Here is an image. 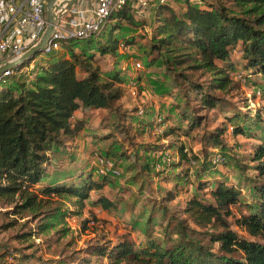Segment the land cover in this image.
Wrapping results in <instances>:
<instances>
[{"label": "trees", "instance_id": "obj_1", "mask_svg": "<svg viewBox=\"0 0 264 264\" xmlns=\"http://www.w3.org/2000/svg\"><path fill=\"white\" fill-rule=\"evenodd\" d=\"M176 2L182 3L180 12L170 4L154 8L155 24L144 52L148 69L161 62L163 74L174 89L167 94L176 96L178 91L182 97L176 104L181 125L174 123L164 129L163 140L171 138L168 144L143 141L145 127L155 120H140L136 108L124 107L127 81L119 69V44H136V37L130 34L145 25L129 6L112 11L98 35L70 39L58 50L46 53L47 60L27 79L21 78L19 71L31 61L17 68L11 81L0 84V207L7 208L0 211V229H13L10 241L22 244H1L0 264H9L8 257L47 264L52 260L45 259L43 251L55 246L61 248L54 253L65 264H103V260L107 264H264V135L249 159L238 162L225 143L226 123L211 132L206 129L205 115L212 112L215 121L224 116L234 122L237 135H247L245 126L263 120L258 108L248 103L249 97L241 99L245 101L240 105L227 96L235 95L243 85L236 79L239 64L233 58L235 50L241 53L247 80L257 84L260 75L264 77V0ZM97 54L114 56V68L103 71ZM259 88L264 93L263 83ZM78 110H102V124L109 131L97 137L128 141L137 152L130 159L138 162L142 156L145 163L140 166L149 174L154 170L151 153L169 149L173 140L195 129L205 132V141L212 149L198 155L202 164L194 173L196 189L184 205L171 204L182 189L179 181H192L183 165L190 155L186 146L180 145L181 161L174 165L175 188L159 201L150 202L147 225H158V235L148 230L141 245L127 235L118 241L98 239L82 251L85 255L66 250L75 243L67 218L81 215L87 200L107 210L116 206L114 200L100 193L111 184L108 175L96 177L92 170L78 166L74 173L51 177L54 154L67 151L88 125L85 116H76ZM185 122L186 129L182 126ZM261 129L264 132V124ZM107 152L126 155L120 149ZM218 153L225 156L222 165L236 163L245 171L257 172L248 182L252 199L244 198L238 181L218 173V165L212 161ZM206 189L210 201L198 194ZM93 192L99 194L91 197ZM237 204L245 206L247 213L235 223L253 239L231 226V207ZM88 221H83L84 229ZM43 237V242L36 241Z\"/></svg>", "mask_w": 264, "mask_h": 264}, {"label": "rangeland", "instance_id": "obj_2", "mask_svg": "<svg viewBox=\"0 0 264 264\" xmlns=\"http://www.w3.org/2000/svg\"><path fill=\"white\" fill-rule=\"evenodd\" d=\"M169 7H173L176 12H180L182 9V3L174 2L170 4ZM155 17L156 14H153L147 19L137 17L139 21L141 23L144 22L145 25L139 27L133 34H130L131 36L133 35L136 37L137 42L134 45H125L124 48L121 50L119 49L121 56L118 61L119 69L127 81L124 85V107L126 109L136 108L137 114L141 117V119L139 118L140 120H156V124L163 125L165 129V127L167 128L174 123L181 125L180 111L176 110V104L182 100V97L178 91L176 96L167 94L168 90L174 89L173 84L166 79L163 74V67L160 64L161 62L150 69H148L146 65L144 52L147 49L152 27L155 24ZM240 56L241 53L238 50L233 53V58L239 64L238 70H245L244 61L240 59ZM47 57L48 55L44 53L40 56H36L30 64L19 71L21 73L20 77L27 79L33 75L39 64L47 60ZM96 59L103 71L111 70L115 66V57L112 55L102 56L97 54ZM137 61L141 62L144 67L143 69L136 68L135 63ZM259 80L260 82L257 84L245 80L240 91L234 92L235 95L229 94L227 96L230 101H233L236 104L241 103L240 105L244 104H242L241 101H245L241 99L249 97L248 103L258 108L259 112L257 110L255 111L260 113L263 120L260 121L259 124L253 122L252 124L245 126L246 131H248L247 135L235 134L234 128H232V124L235 125L234 122L226 121L224 116L219 117L217 121H215L212 112L205 114L207 117L206 129L211 132L214 131L215 127L226 123L227 130L224 135L225 143L230 154L238 162L247 161L249 159L253 154V147L262 142L261 138L262 135H264V132L261 129V125L264 124V93L259 91V83L264 84V77L260 75ZM8 81H11V78H9ZM80 114L81 113H79V115ZM87 115L86 119L88 125L77 141L73 145H70L67 151L54 154L53 166L50 168L51 177L60 178L68 171L74 173V170L78 168V166L81 170H83V167L92 170L93 175L96 177L101 176L96 173V169L101 167L100 159L113 161L115 168L121 171V175H108L111 184L100 192L114 200L116 203L115 207L107 210L98 205L94 206L90 200H87L86 208L81 215H72L67 218L68 225L74 233L75 243L72 246H68L66 250L71 251L75 249L81 253V255H85L82 251H85L88 245L97 242L98 239L101 241L103 238L105 240L118 241L123 236L127 235L130 236L134 243L141 245L147 238L148 230L152 235H158V225H156L155 228L147 225V219L151 211L150 202H152V200H155L156 202L159 201L167 191L175 188L177 180L175 179L174 171L177 169L174 168V165L181 161L180 153L178 151L180 150V145H185L188 149L189 155L192 157L197 156L199 159L196 161V164H190L188 160H184V168L191 173L192 181L191 183L186 182L185 180L179 181L182 189L178 190L179 195L171 203L172 205L176 203H183L184 205V200L188 199L192 191L196 189L197 182L194 173L202 164V159H200L202 157L198 155H202L204 150L209 152L212 148L209 147L205 141V132L203 129H201L200 132L198 129H195L189 135H180V138L173 140L174 144L172 147L162 150L164 151L163 153L167 152L170 154L173 164H170L171 166H166L168 162H165L163 157L160 156L161 151L151 153L149 157L154 166V170L149 174L145 168L140 166L142 163H145L142 156H139L138 162H135L134 159H130V155L137 152L134 150V147H131L128 144V141L125 142L121 139L118 140V142H113L114 138L102 140L97 137L99 133H106L109 131L102 124V119L105 117L102 110H89ZM159 116L162 118L161 121H158ZM168 119L169 121H166ZM140 120L136 122V125H138ZM182 126L186 129L188 124L185 122L182 123ZM164 136L165 135H155L144 132L141 137L143 141H160L168 144V141H170L171 138H168V141H166L163 140ZM169 144L171 145L170 142ZM118 149L126 151V155H110L107 152H116ZM139 155H142V152L139 153ZM216 167L219 170V172H217L220 175L223 174L225 179H234L238 181L239 185L243 188L244 198L250 200L251 192L250 183L248 182L257 172H253L252 169L245 171L242 169L241 165H237L236 163L232 166L220 164ZM158 168L160 169L158 170ZM217 172L215 173V171H213V175H218ZM166 175L169 176L166 177ZM213 175L212 177L214 178ZM98 194L99 192H93L91 197H95ZM198 194L207 201L212 199L209 195V190L207 189L198 191ZM67 204L73 210L77 209L75 205H70V203ZM231 208L233 215L229 217V220L232 228L237 230L241 235L248 236L241 231L235 223L237 217L247 213V208L239 204L234 205ZM6 209L7 208L5 207H0V211ZM84 220H89L86 223L88 227L87 229H84ZM13 233V229H0V245L10 242L12 245L22 246V244L17 241H10V237ZM248 237L253 239L251 236ZM44 239V237L36 238V241L43 242ZM60 249L61 248L55 246L51 251H43L45 259L52 260L47 264H65L61 262V260H58L59 256L54 253L55 251H60ZM7 261L9 264L37 263L35 260L31 263H26L12 257H8ZM102 263L107 264V260H103ZM42 264H46V261Z\"/></svg>", "mask_w": 264, "mask_h": 264}, {"label": "built area", "instance_id": "obj_3", "mask_svg": "<svg viewBox=\"0 0 264 264\" xmlns=\"http://www.w3.org/2000/svg\"><path fill=\"white\" fill-rule=\"evenodd\" d=\"M47 2L48 0H0V65L14 61L39 41L47 27ZM174 2L176 0H77L68 10L63 6V13L55 24L44 54L58 50L63 42L70 39H87L98 35L115 9L129 6L136 17L147 19L152 16L156 6ZM124 47V43L119 44L120 50ZM135 65L137 69L144 68L140 61ZM16 69L8 67L2 71L0 84L7 83ZM236 79L244 84L247 80L246 70H238ZM158 119L161 121V116ZM156 123L155 120L153 124L147 125L146 133L163 135V125ZM163 152H160V156L168 162L167 165H170L172 163L170 154ZM99 161L101 167L96 169L98 175H121V171L115 168L113 161L106 159ZM212 161L220 165L225 161V156L218 153L214 155ZM189 163L196 164V159L190 156Z\"/></svg>", "mask_w": 264, "mask_h": 264}, {"label": "water", "instance_id": "obj_4", "mask_svg": "<svg viewBox=\"0 0 264 264\" xmlns=\"http://www.w3.org/2000/svg\"><path fill=\"white\" fill-rule=\"evenodd\" d=\"M77 0H48L46 5L47 27L39 41L25 51L20 57L12 62L0 65V73L8 67L20 68L26 62L32 61L36 55L44 53L45 48L51 39L55 24L63 13L64 8L70 9ZM64 6V8H63Z\"/></svg>", "mask_w": 264, "mask_h": 264}, {"label": "crops", "instance_id": "obj_5", "mask_svg": "<svg viewBox=\"0 0 264 264\" xmlns=\"http://www.w3.org/2000/svg\"><path fill=\"white\" fill-rule=\"evenodd\" d=\"M89 111H82V110H78L77 112H76V116H78V117H82V116H85V118L88 116L87 115V113H88ZM79 113H81L80 115H79ZM81 135V134H80ZM80 135H79V137H80ZM78 137V138H79Z\"/></svg>", "mask_w": 264, "mask_h": 264}]
</instances>
